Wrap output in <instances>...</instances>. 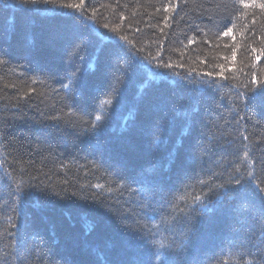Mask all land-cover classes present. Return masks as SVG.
<instances>
[{"label": "trees", "instance_id": "trees-1", "mask_svg": "<svg viewBox=\"0 0 264 264\" xmlns=\"http://www.w3.org/2000/svg\"><path fill=\"white\" fill-rule=\"evenodd\" d=\"M262 3L0 0V264H258Z\"/></svg>", "mask_w": 264, "mask_h": 264}, {"label": "snow or ice", "instance_id": "snow-or-ice-1", "mask_svg": "<svg viewBox=\"0 0 264 264\" xmlns=\"http://www.w3.org/2000/svg\"><path fill=\"white\" fill-rule=\"evenodd\" d=\"M22 2H24V3H30V4H37V3L43 2V3H45V4H48V3H56V0H22ZM59 6H61V7L67 6V7H70V8H79V5H71V4H69V5H63V4H61V5H59ZM244 7H249V5H248V4H245ZM260 7H261V8H264V3L260 4ZM82 15H83V13H82ZM230 22H231V19L229 18V23H230ZM104 27L107 28L108 25H104ZM113 31H115V30H113ZM231 34H232L231 29H229L228 31H224V32H223V36H225V37H228V36H230ZM118 38L121 39V40H125V42H126V38H125V37L120 36V37H118ZM85 42H86V41H85L83 38L74 41V43H73V45H72V52H71V54H72V55H79V52L83 49V47H84V45H85ZM0 55H6V54H4V53H0ZM158 66H159V67H162V68H169V67H171V65H169L168 63L159 64ZM125 67H127V65H125ZM208 75H211V73H209ZM250 83H251V84H257V83H259V82L256 80L254 74H253V78H252V80L250 81ZM96 119L99 120L100 117L97 116ZM93 127H94V125H93ZM245 139H247V137H245ZM247 155H248V154H247V152H246V153H245V156L247 157ZM236 171L239 172L240 169L237 168ZM248 176H249V178H251V177L253 176V173H252L251 171H249V172H248ZM25 183H26V182H25L23 179H21L20 182L16 185V195H17V200H19V199H20V196L23 194V189H24ZM235 184L238 185V186H240V188L243 190V181L239 178V176H237V178H236V180H235ZM96 187H97V188H103L102 185H96ZM218 187L223 188V187H225V185H224V184H220V185H218ZM258 190H259V191L261 192V194H262V199H264V189H258ZM93 195L95 196V194H93ZM196 199L199 200L200 198L197 197ZM101 206L104 207L103 204H102ZM202 206H203V205H202ZM107 210H108V211H112V209H111L110 207H108ZM193 211H195V210H193ZM14 226H15V225H13V227H14ZM162 246H163V245H162ZM247 254H248V255H252L251 252H249V253H247ZM253 264H257V262L254 261ZM258 264H264V258H260L259 261H258Z\"/></svg>", "mask_w": 264, "mask_h": 264}]
</instances>
